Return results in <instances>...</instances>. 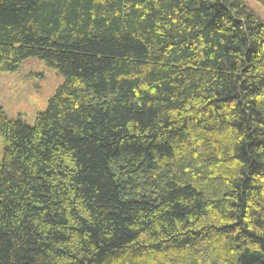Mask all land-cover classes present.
Instances as JSON below:
<instances>
[{
	"label": "trees",
	"instance_id": "trees-1",
	"mask_svg": "<svg viewBox=\"0 0 264 264\" xmlns=\"http://www.w3.org/2000/svg\"><path fill=\"white\" fill-rule=\"evenodd\" d=\"M264 6V0H256ZM0 264H264V20L246 0H0Z\"/></svg>",
	"mask_w": 264,
	"mask_h": 264
},
{
	"label": "rangeland",
	"instance_id": "rangeland-1",
	"mask_svg": "<svg viewBox=\"0 0 264 264\" xmlns=\"http://www.w3.org/2000/svg\"><path fill=\"white\" fill-rule=\"evenodd\" d=\"M246 2L264 20V6L256 0ZM63 81L57 69L37 58H29L16 72L0 71V104L10 119L20 118L32 125ZM3 152L4 141L0 134V161Z\"/></svg>",
	"mask_w": 264,
	"mask_h": 264
}]
</instances>
